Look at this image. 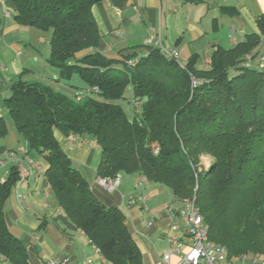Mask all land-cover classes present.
<instances>
[{
    "label": "trees",
    "instance_id": "obj_1",
    "mask_svg": "<svg viewBox=\"0 0 264 264\" xmlns=\"http://www.w3.org/2000/svg\"><path fill=\"white\" fill-rule=\"evenodd\" d=\"M11 1L18 25L50 32L48 62L59 78L77 74L88 87L73 97L26 80L23 73L3 100L29 155L45 165L61 208L55 217L61 229L85 233L107 264H143L124 213L96 197L62 149L57 131L95 141L102 151L97 168L102 179L141 176L166 186L179 201L195 196L210 240L225 246L228 258L264 255V69L244 65L262 42L264 15L257 19L259 32L229 49L216 45L203 66L199 54L181 64L158 47L116 57L102 53L103 35L92 8L106 0ZM71 58L74 64L66 62ZM133 58L138 62L129 65ZM130 86L136 102H142L133 119L115 103ZM7 135L0 118V138ZM205 157L211 158L208 166ZM18 174L14 166L0 180V256L11 264H30L27 244L11 233L6 220Z\"/></svg>",
    "mask_w": 264,
    "mask_h": 264
},
{
    "label": "crops",
    "instance_id": "obj_2",
    "mask_svg": "<svg viewBox=\"0 0 264 264\" xmlns=\"http://www.w3.org/2000/svg\"><path fill=\"white\" fill-rule=\"evenodd\" d=\"M92 12L103 35L99 50L107 56L145 52L148 49L144 42L152 39L150 47L176 52L181 64L199 54L201 65L207 66L216 45L229 49L247 34L259 32L257 19L264 15V0H205L201 4H185L181 0H106L95 4ZM15 14L11 0H0V118L8 127V135L0 138L2 180L15 166L12 160L6 159L7 154L26 146L3 103L10 95L12 84L24 73L26 80H39L56 90L61 85L54 67L40 65V60L49 64L50 32L18 25ZM23 46L30 47L27 53ZM263 53L264 36L251 57L254 67L264 69V64H259ZM55 137L96 197L106 206L122 210L143 264H182L178 255L169 261L163 258L169 247L166 233L176 220L173 214L182 208V201L166 186L149 181L141 186V176L129 174H122L119 185L107 191L102 178L97 176L102 151L95 141L88 136H77L72 141L58 131ZM30 157L39 159L34 154ZM19 193L23 195L22 201L18 199ZM142 193L148 195L145 205L133 204L131 200ZM5 210L11 233L27 244L30 264H48L53 260L60 264H80L85 258L92 259L93 264H107L85 233H65L57 224L55 217L61 208L45 177L38 183L30 181L13 188ZM43 221L46 224L40 227ZM263 261L264 255H246L227 257L221 264H262ZM0 264L11 263L0 256Z\"/></svg>",
    "mask_w": 264,
    "mask_h": 264
},
{
    "label": "built area",
    "instance_id": "obj_3",
    "mask_svg": "<svg viewBox=\"0 0 264 264\" xmlns=\"http://www.w3.org/2000/svg\"><path fill=\"white\" fill-rule=\"evenodd\" d=\"M152 39L144 42V46H151ZM167 57L177 58L176 52H169L162 47H158ZM138 62V58H133L128 61L129 65H134ZM259 64H264V53L259 57ZM244 65L253 67V60L250 56L247 57ZM80 99V96H77ZM75 139L70 137V140ZM155 153H158L159 147L153 146ZM26 158V159H25ZM7 160H12L18 171V181L14 187L17 189L22 183L30 181L38 183L41 178L45 177V165L39 159L31 158L26 146H21L14 151H10ZM122 174H118L113 178L102 179L104 188L107 191H113L119 185ZM2 180V179H0ZM147 180L143 177L139 179V185H144ZM20 201L23 200V195H17ZM148 195L140 194L133 198V204L145 205ZM182 208L173 214L176 220L172 222L169 230L166 233L168 242V250L164 254V260L169 261L173 255H178L181 258L182 264H221L227 259V249L221 244H217L210 240L209 226L204 221L198 208L195 204V196L191 199L182 201ZM48 264H60L58 261H50ZM80 264H93L92 259L85 258ZM264 264V261L262 262Z\"/></svg>",
    "mask_w": 264,
    "mask_h": 264
},
{
    "label": "rangeland",
    "instance_id": "obj_4",
    "mask_svg": "<svg viewBox=\"0 0 264 264\" xmlns=\"http://www.w3.org/2000/svg\"><path fill=\"white\" fill-rule=\"evenodd\" d=\"M35 31H37V30H35ZM29 49H30V47L25 48L24 52L27 53V51ZM169 52H171V51H169ZM42 64L49 67V69L50 68L54 69L47 62H41V60H40V65H42ZM60 82H61V85L56 87L57 90H61L62 92L66 93L67 95H70L73 97L75 96V94H83L86 90H88L87 85L81 80V78L77 74L73 75L70 80H60ZM115 103L119 104L125 110V112L127 113V115L129 116L130 119H133L135 114L140 115L142 112V102L141 103L136 102L135 97H134V92H133V89L131 86L127 89V91L125 93V98L118 100V101H115ZM96 147H98V146L96 145ZM210 161H211L210 157H205L202 159V162L205 166H208ZM193 197H190L187 199H191Z\"/></svg>",
    "mask_w": 264,
    "mask_h": 264
},
{
    "label": "water",
    "instance_id": "obj_5",
    "mask_svg": "<svg viewBox=\"0 0 264 264\" xmlns=\"http://www.w3.org/2000/svg\"><path fill=\"white\" fill-rule=\"evenodd\" d=\"M67 63H70V64H74L75 63V59L74 58H71L69 60L66 61Z\"/></svg>",
    "mask_w": 264,
    "mask_h": 264
}]
</instances>
